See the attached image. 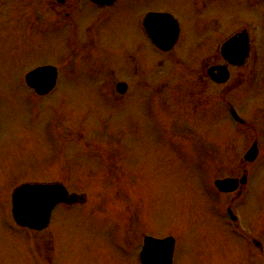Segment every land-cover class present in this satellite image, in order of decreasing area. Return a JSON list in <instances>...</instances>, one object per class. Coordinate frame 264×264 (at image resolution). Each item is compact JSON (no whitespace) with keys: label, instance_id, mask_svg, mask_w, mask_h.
<instances>
[{"label":"rangeland","instance_id":"obj_1","mask_svg":"<svg viewBox=\"0 0 264 264\" xmlns=\"http://www.w3.org/2000/svg\"><path fill=\"white\" fill-rule=\"evenodd\" d=\"M35 12L33 0H0V191L9 194L22 181L58 178L88 198L84 205L53 210L48 229L36 239L46 250L41 255L36 246L38 262L139 264L137 246L122 241L131 229L135 244L141 240L136 231L172 237L173 264H264V53L252 54L259 69L254 85H234L221 97L226 111L228 99L235 103L243 124L229 117L208 85L197 96V109L189 99L182 101L183 116L176 97L182 86L173 79L167 92L168 87L158 91L166 93L163 98L133 87L123 103L107 100L105 88L110 93L115 79L127 75L123 58L136 39L126 18L97 20L93 44L74 51L69 26L47 16L37 19ZM85 22L79 18L77 25ZM76 29L78 43L91 42ZM152 57L143 42L145 67L128 68L131 79L151 76ZM46 63L61 69L58 89L34 100L24 89L23 74ZM103 72L109 83L101 82ZM54 104L60 108L57 123L50 111ZM56 126L65 149L57 147ZM252 141L259 155L247 166L248 186L230 210L261 243V252L235 234L227 201L213 186L215 175H240ZM1 195L0 264H41L31 236L12 225ZM123 213L127 225L120 221Z\"/></svg>","mask_w":264,"mask_h":264},{"label":"flooded vegetation","instance_id":"obj_2","mask_svg":"<svg viewBox=\"0 0 264 264\" xmlns=\"http://www.w3.org/2000/svg\"><path fill=\"white\" fill-rule=\"evenodd\" d=\"M168 1L114 0L110 4L99 5L90 0H33V5L38 8L35 18L47 16L52 21L69 26L75 40L74 51L87 49L93 44L90 36L97 20L121 21L126 18L129 29L136 39L131 43L129 52L124 54L127 75L115 79L114 87H111L108 94L114 102L123 103L127 100L133 87L140 89V93L141 89L148 88L150 93L146 95L147 97L163 98L166 94H163L164 91L169 90L170 80L173 79L176 85L182 86L181 93L176 97L181 100L183 115L182 101L186 102L189 99L196 108L197 96L203 93V87L206 85L214 87L218 99H221V95L231 91L234 85L238 86L246 81L247 84L253 85V82H256L253 74L258 64L253 60L252 54L254 53L256 57V54L264 53V0H171L173 3L167 4ZM79 18L88 22L78 26ZM185 22L190 31L185 28ZM76 28H80V34L89 38L91 42L78 43ZM156 35L160 37L159 40L156 39L158 45L150 39ZM143 42L147 43L153 54L154 69L150 70L149 78L131 79L133 75L129 69H133V64L135 70H139L138 67H145L142 62ZM161 46L163 49L167 47V50H163ZM70 60L73 61V56ZM169 64L170 69H174L172 73L167 70ZM57 70L59 74L61 69ZM222 70L227 74L224 83H220L224 79L218 77ZM106 80L109 82L107 78ZM127 80L134 82L133 85L131 86ZM120 82L126 85V89L124 91L119 88L121 93H118L116 85ZM164 88L166 89L163 92H158ZM204 101H200L201 106ZM197 113L192 115L195 116ZM245 171L243 168L241 175ZM240 177L239 175L236 179L240 180ZM242 185L238 182L235 190L218 192L225 197L223 199L227 201L228 208L237 202L243 191ZM127 223L126 213H123V224ZM130 234L132 235V230ZM136 234L140 237L142 246L145 235L138 231Z\"/></svg>","mask_w":264,"mask_h":264},{"label":"water","instance_id":"obj_3","mask_svg":"<svg viewBox=\"0 0 264 264\" xmlns=\"http://www.w3.org/2000/svg\"><path fill=\"white\" fill-rule=\"evenodd\" d=\"M96 2H108L111 0H94ZM56 78L55 69L51 66L38 67L30 71L26 75V81L33 87L36 92L44 94L49 91ZM256 154V149L252 147L246 154L247 159H253ZM230 182L219 183V187L223 190H228L226 185ZM218 185V182H217ZM68 195L66 190L56 185H42V184H24L20 186L13 197V215L15 221L22 225L35 229H42L46 226L50 210L55 204L61 201H66ZM157 248L160 245L162 249L166 248V264H169L170 254L172 249V242L168 240L151 243ZM152 247H150V250Z\"/></svg>","mask_w":264,"mask_h":264}]
</instances>
